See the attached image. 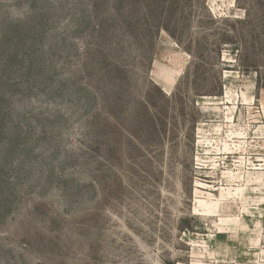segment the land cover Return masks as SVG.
<instances>
[{"label":"rangeland","instance_id":"obj_1","mask_svg":"<svg viewBox=\"0 0 264 264\" xmlns=\"http://www.w3.org/2000/svg\"><path fill=\"white\" fill-rule=\"evenodd\" d=\"M0 264H264V0H0Z\"/></svg>","mask_w":264,"mask_h":264},{"label":"bare ground","instance_id":"obj_2","mask_svg":"<svg viewBox=\"0 0 264 264\" xmlns=\"http://www.w3.org/2000/svg\"><path fill=\"white\" fill-rule=\"evenodd\" d=\"M170 77V76H169ZM207 206V204H205Z\"/></svg>","mask_w":264,"mask_h":264}]
</instances>
